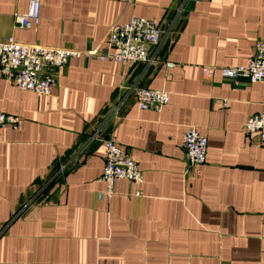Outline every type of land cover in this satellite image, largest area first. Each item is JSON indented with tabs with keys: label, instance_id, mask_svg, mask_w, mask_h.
I'll use <instances>...</instances> for the list:
<instances>
[{
	"label": "crops",
	"instance_id": "1",
	"mask_svg": "<svg viewBox=\"0 0 264 264\" xmlns=\"http://www.w3.org/2000/svg\"><path fill=\"white\" fill-rule=\"evenodd\" d=\"M40 21L15 25L29 0H0V38L104 48L109 25L158 21L157 61L124 65L71 57L52 95L0 75V264H264V147L244 131L264 83L223 79L203 66L246 65L264 39V0H40ZM176 65L168 68L165 62ZM134 86L164 89L160 111L140 109ZM207 139L188 167L186 127ZM137 162L143 181L105 196L103 140Z\"/></svg>",
	"mask_w": 264,
	"mask_h": 264
},
{
	"label": "built area",
	"instance_id": "2",
	"mask_svg": "<svg viewBox=\"0 0 264 264\" xmlns=\"http://www.w3.org/2000/svg\"><path fill=\"white\" fill-rule=\"evenodd\" d=\"M40 9V0H29L26 12L14 15L15 25L21 28L37 25L40 21ZM103 42L106 45L104 48L76 49L0 38V75L20 90L32 91L37 95H52L57 85V69L65 65L71 57L96 56L101 60L107 59L122 65L127 62L144 65L155 63L162 43V30L155 19L132 16L125 23L115 21L109 25ZM253 47L248 64L219 69L203 66V76L210 79L214 71L219 70L223 79L235 83L239 77H246L251 83H264V39L256 40ZM165 64L168 68L176 65L169 61ZM132 90L140 109L160 111L169 100V93L164 89L134 86ZM21 125L20 117L0 112V131L5 126L17 130ZM244 131L255 134L258 144L264 147V104L258 113L247 118ZM181 145L189 168L205 162L207 139L193 126L184 130ZM103 150L104 165L100 180L105 183V196L110 197L113 194V185L119 179L135 184L143 181L137 162L112 138L103 140Z\"/></svg>",
	"mask_w": 264,
	"mask_h": 264
}]
</instances>
